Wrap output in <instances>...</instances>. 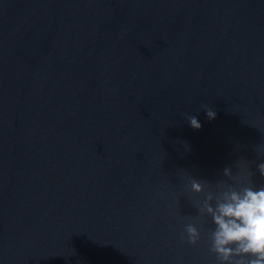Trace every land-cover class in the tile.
Returning a JSON list of instances; mask_svg holds the SVG:
<instances>
[{
    "label": "water",
    "instance_id": "1",
    "mask_svg": "<svg viewBox=\"0 0 264 264\" xmlns=\"http://www.w3.org/2000/svg\"><path fill=\"white\" fill-rule=\"evenodd\" d=\"M238 160L264 186V0H0V264H218L189 181Z\"/></svg>",
    "mask_w": 264,
    "mask_h": 264
},
{
    "label": "clouds",
    "instance_id": "2",
    "mask_svg": "<svg viewBox=\"0 0 264 264\" xmlns=\"http://www.w3.org/2000/svg\"><path fill=\"white\" fill-rule=\"evenodd\" d=\"M209 120L216 118V113L208 107L203 108ZM186 119L193 129L202 125L198 118L187 115ZM237 172L225 167L223 176L215 190L208 181H189L194 193H204V200L198 204L200 216L211 217L214 227L205 229L196 223L184 226L181 239L195 246L201 239V232L209 235V252L214 254L218 264H264V186L255 187L252 173L247 168V161L236 162ZM261 177H264V163L257 165ZM208 189V191H206Z\"/></svg>",
    "mask_w": 264,
    "mask_h": 264
}]
</instances>
